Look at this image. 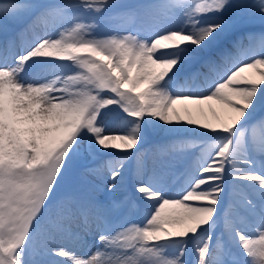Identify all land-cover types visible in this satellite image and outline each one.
Instances as JSON below:
<instances>
[{"label":"snow or ice","instance_id":"1","mask_svg":"<svg viewBox=\"0 0 264 264\" xmlns=\"http://www.w3.org/2000/svg\"><path fill=\"white\" fill-rule=\"evenodd\" d=\"M237 7L264 23V0H0V30L34 34L0 47V264H264V36L224 65ZM194 64L207 71L187 72ZM160 131L173 138L146 149ZM149 151L169 158L150 174ZM133 157L137 219L65 189L101 159L115 192ZM189 159L170 188L172 162ZM76 221L99 232L87 255L51 246L57 233L83 242Z\"/></svg>","mask_w":264,"mask_h":264},{"label":"rangeland","instance_id":"2","mask_svg":"<svg viewBox=\"0 0 264 264\" xmlns=\"http://www.w3.org/2000/svg\"><path fill=\"white\" fill-rule=\"evenodd\" d=\"M133 1L134 0H121V2L123 3H129V4L136 3ZM43 2L58 3L60 2V0H43ZM137 2L147 3V2H151V0H139ZM189 2H191V0H189ZM251 2L252 0H233V3L237 5L248 4ZM231 15L234 17L233 25L232 27H230L227 34L222 38L219 47L226 48L227 50H229L230 48L236 46L234 44L241 45L243 43H247L251 47L255 48L256 50H259L260 45H261V37L264 36V23H261L258 17L255 19L250 18L247 15V10L244 8H240V7L234 8L232 10ZM108 27L109 26L106 25L104 30H108ZM46 30L47 29L44 26H40L36 29V33L38 32V34H43V32ZM33 35L34 34L32 31H27V32L20 31L19 33H16L15 38L17 37L16 39L17 42L18 40L23 41L27 39L28 41L27 44L28 43L31 44L32 40L34 39ZM188 69H190L189 70L190 72H194L197 69H199L200 71H205V72L207 71V69H201L199 64H194ZM202 83H203L202 80H198L196 82L198 86L201 85ZM212 104L214 107L217 108L218 111L220 110L221 108L220 105L216 104V102H212ZM178 107L180 106L178 105ZM204 108H205V111L207 112L208 120L214 122V117L211 111L209 110L208 105H205ZM261 116H264V112H258L256 116L254 117V119H259ZM172 138H173L172 134L166 131H160L158 134H155L152 137L151 142L147 144L145 147L148 150H152L154 149L155 145L164 144L168 142L169 140H171ZM104 159H107V158H104ZM162 159L167 160L169 158L166 155L162 156L153 151H149V153L143 158L144 167L147 170V172L150 174L153 167L156 164H158L159 161ZM96 160L99 161V163L92 162L91 159L83 161L76 169L74 175L70 178V181L65 185V189H74L77 187H84L87 190L92 191L95 194V196L97 197L96 200L103 202L104 205H106V207L111 209V215L114 220H116V218H118L117 221L123 220V219L134 220L135 216L137 217L139 216L140 202L138 200L137 193L135 192L134 187H133L135 183L130 182L129 179L131 178V172L133 170L134 163L135 165L139 164L138 159L136 157H133L132 159L126 162V172H125V179H124L123 187L116 191L117 194H120L125 190V188L126 189L128 188L130 192L135 194L132 200L134 199L136 200V208H132L130 204L129 206L128 205L126 206L125 203L127 200H123L121 197L119 198L120 203L118 204L119 205L118 207H110L109 203L104 200V198H106V196L110 193L108 191V185L111 181L109 179L108 171L101 166L103 161L101 159H96ZM181 164H183V161H179V162L173 161L172 169H174L175 165H181ZM90 169H98V171L92 172L90 171ZM172 169L171 171L175 175L169 176L166 183L168 184L170 188L174 189V185L177 184L178 180H180V183L182 182V177L180 173H182L183 171L176 174L174 170ZM136 172H137V169L135 170V175H136ZM122 206L124 207V213L119 215V212ZM244 216H246V214L244 213L243 209H240L239 215L237 216V222H239L240 218ZM47 227L48 226L46 223L42 226V234H41L40 239L47 238ZM72 231L74 233H79L80 235H82L84 237L83 242L57 233L55 236V239L51 242V246L52 247L64 246L80 255H87L89 252H93L95 250L96 247L94 244L98 241L99 232L97 231L94 224L91 225L89 229L85 230V226L83 225V223L81 221H76L72 224ZM219 231H223L222 223H221ZM217 234H219V232ZM227 240H228V237L226 238L225 241ZM81 248H83L84 251ZM35 259L41 262H47L53 259L58 260L61 258L47 256V255H44L43 253H38L35 256ZM189 259L191 260L192 257L190 256Z\"/></svg>","mask_w":264,"mask_h":264},{"label":"bare ground","instance_id":"3","mask_svg":"<svg viewBox=\"0 0 264 264\" xmlns=\"http://www.w3.org/2000/svg\"><path fill=\"white\" fill-rule=\"evenodd\" d=\"M255 22H257V21H255ZM257 23H259V22H257ZM7 31V30H6ZM5 30H0V33L1 34H3V33H5L6 32ZM36 34H38V32L36 33ZM33 37H34V35H33ZM10 40L9 39H4L1 43H0V47H3L4 45H6L8 42H9ZM19 43V44H18ZM18 43H14L15 44V48H16V50L17 51H19L20 50V48H22V47H26L28 44H27V41L26 40H23V42H18ZM260 44V43H259ZM258 44V45H259ZM250 47V45L249 44H247V43H243V44H238V45H236L235 47H232L231 48V52L232 53H234V55H235V57H238L239 56V53H240V51H242V50H244V49H248ZM232 59H234V58H232ZM35 77H36V74L35 73H33L30 77H29V79H35ZM260 135V130H257V136H259ZM128 163H130V162H128ZM134 173H133V175H132V181H133V183H135V178H136V175H135V170L138 168V164L137 165H135V163H134ZM97 246V243L95 244V247ZM81 249H83V248H81ZM89 249V248H88ZM83 251H84V249H83Z\"/></svg>","mask_w":264,"mask_h":264}]
</instances>
